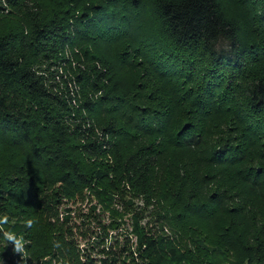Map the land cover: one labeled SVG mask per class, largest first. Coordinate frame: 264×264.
I'll use <instances>...</instances> for the list:
<instances>
[{
  "label": "trees",
  "instance_id": "obj_1",
  "mask_svg": "<svg viewBox=\"0 0 264 264\" xmlns=\"http://www.w3.org/2000/svg\"><path fill=\"white\" fill-rule=\"evenodd\" d=\"M4 217L13 264H264V0H0Z\"/></svg>",
  "mask_w": 264,
  "mask_h": 264
},
{
  "label": "clouds",
  "instance_id": "obj_2",
  "mask_svg": "<svg viewBox=\"0 0 264 264\" xmlns=\"http://www.w3.org/2000/svg\"><path fill=\"white\" fill-rule=\"evenodd\" d=\"M6 221H7V218L6 217H4L3 219H0V223H4ZM28 226L31 227V221L28 222ZM4 239L6 241H8V242L9 241H15V247L13 248V253L14 254H16V253H18V252L21 251L22 245L20 244L19 241H16L15 240V235L14 234H9V233L5 232L4 233Z\"/></svg>",
  "mask_w": 264,
  "mask_h": 264
},
{
  "label": "snow or ice",
  "instance_id": "obj_3",
  "mask_svg": "<svg viewBox=\"0 0 264 264\" xmlns=\"http://www.w3.org/2000/svg\"><path fill=\"white\" fill-rule=\"evenodd\" d=\"M0 260L3 261V264H13V262L3 256H0Z\"/></svg>",
  "mask_w": 264,
  "mask_h": 264
},
{
  "label": "rangeland",
  "instance_id": "obj_4",
  "mask_svg": "<svg viewBox=\"0 0 264 264\" xmlns=\"http://www.w3.org/2000/svg\"><path fill=\"white\" fill-rule=\"evenodd\" d=\"M173 153V152H172ZM181 153H173V156L176 157L177 159L181 160L183 157L180 155ZM186 160V159H185ZM3 264V263H2Z\"/></svg>",
  "mask_w": 264,
  "mask_h": 264
}]
</instances>
